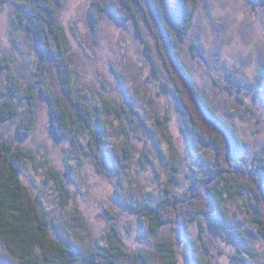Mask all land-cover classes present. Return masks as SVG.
Instances as JSON below:
<instances>
[{
  "label": "rangeland",
  "instance_id": "obj_1",
  "mask_svg": "<svg viewBox=\"0 0 264 264\" xmlns=\"http://www.w3.org/2000/svg\"><path fill=\"white\" fill-rule=\"evenodd\" d=\"M54 1L60 4L76 87L106 121L104 151L100 157L94 154L89 133L56 137L49 102L37 82L39 52L11 1L0 2V103L11 100L19 114L0 126V140L28 152L21 179L52 219L58 239L84 247L109 246L113 238L130 251H146L154 264H167L159 242L174 238L183 251L175 264H191L185 256L188 244L177 230L167 224L153 232L138 208L167 194L168 186L184 191L194 177L205 175L215 163V146L188 129L189 114L177 102L159 54L148 55L134 19L123 22L106 14L93 29L88 13L93 0ZM139 18L157 52L154 34L144 16ZM168 21L183 62L203 95L236 126L245 142L238 156L252 166L264 147V4L200 0L186 40ZM48 64L43 83L62 95L55 65ZM33 92L35 127L22 138L17 127L30 111ZM226 203L245 245L202 219L192 225L201 254L209 264H264V236L254 221L253 198L241 195ZM0 264H20L1 238Z\"/></svg>",
  "mask_w": 264,
  "mask_h": 264
},
{
  "label": "trees",
  "instance_id": "obj_2",
  "mask_svg": "<svg viewBox=\"0 0 264 264\" xmlns=\"http://www.w3.org/2000/svg\"><path fill=\"white\" fill-rule=\"evenodd\" d=\"M4 1L19 7V19L38 49L37 82L49 102L56 137L62 139L89 133L91 148L100 157L106 142L107 124L98 107L76 87L73 61L59 21L60 4L54 0H0ZM251 1L264 4V0ZM199 3L200 0H93L88 13L93 29L106 14L123 22L135 20L148 55L153 58L159 54L175 88L177 102L189 114L188 129L205 143L215 146V163L205 175L194 177L184 191L168 186L167 194L138 208L150 220L153 232L159 233L167 224L177 230L188 244L185 256L191 264H209L192 234L195 221L204 219L217 233H230L245 245L242 234L233 227L226 203L228 198L241 195L253 198L254 221L264 236V147L259 149L252 166L239 158L238 152L245 147L243 138L236 126L203 95L182 60L181 50L176 45L177 35L168 18L176 24L179 37L186 40ZM139 14L144 16L156 38L157 52L143 34ZM48 63L55 65L62 95L54 94L43 83L44 74L50 70ZM153 66L155 71L160 69L155 59ZM31 95L30 111L17 127L22 138L28 137L35 127V92ZM18 114L19 108L11 100L0 103V126ZM28 157V152L14 142L0 140V238L20 264H154L146 251H130L113 238L109 246L82 247L55 237L51 230L52 219L21 179ZM159 250L167 264H175L183 254L179 240L174 238H164L159 242Z\"/></svg>",
  "mask_w": 264,
  "mask_h": 264
}]
</instances>
